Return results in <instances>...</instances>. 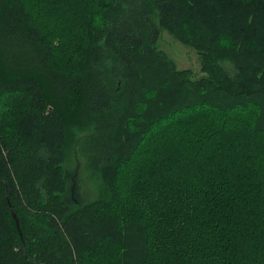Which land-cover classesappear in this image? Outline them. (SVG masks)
Returning <instances> with one entry per match:
<instances>
[{"label": "trees", "instance_id": "trees-1", "mask_svg": "<svg viewBox=\"0 0 264 264\" xmlns=\"http://www.w3.org/2000/svg\"><path fill=\"white\" fill-rule=\"evenodd\" d=\"M55 1L0 0V264H264V0Z\"/></svg>", "mask_w": 264, "mask_h": 264}, {"label": "rangeland", "instance_id": "rangeland-1", "mask_svg": "<svg viewBox=\"0 0 264 264\" xmlns=\"http://www.w3.org/2000/svg\"><path fill=\"white\" fill-rule=\"evenodd\" d=\"M53 6L54 0H51ZM82 0H57L55 1L54 8L51 9L49 18L61 21V26L57 29V33L63 36L60 49H67V39L71 34L75 22H79L80 16L75 5ZM56 42V41H54ZM57 43V42H56ZM159 50L167 54V56L176 64L180 70L188 69L194 72L195 76H199L200 71V58L192 48L182 45L171 37L166 32L162 31L157 43ZM59 42L55 44L58 47ZM55 59V57H54ZM67 181L69 192V203H88L93 201L97 195V182L90 177L85 164L78 156L76 151L70 153L66 160ZM71 193V196H70Z\"/></svg>", "mask_w": 264, "mask_h": 264}, {"label": "water", "instance_id": "water-1", "mask_svg": "<svg viewBox=\"0 0 264 264\" xmlns=\"http://www.w3.org/2000/svg\"><path fill=\"white\" fill-rule=\"evenodd\" d=\"M9 210H10L11 215H12V217L15 219L16 224H17V220H16V217H15V214H14L13 210H12L11 208H9Z\"/></svg>", "mask_w": 264, "mask_h": 264}]
</instances>
